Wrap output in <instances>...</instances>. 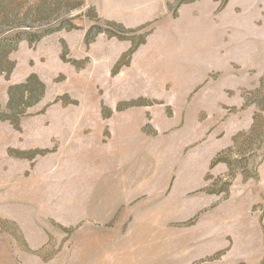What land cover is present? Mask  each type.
I'll return each instance as SVG.
<instances>
[{
	"label": "rangeland",
	"instance_id": "374dc122",
	"mask_svg": "<svg viewBox=\"0 0 264 264\" xmlns=\"http://www.w3.org/2000/svg\"><path fill=\"white\" fill-rule=\"evenodd\" d=\"M57 2L0 53V264H264V0Z\"/></svg>",
	"mask_w": 264,
	"mask_h": 264
},
{
	"label": "trees",
	"instance_id": "16d2710c",
	"mask_svg": "<svg viewBox=\"0 0 264 264\" xmlns=\"http://www.w3.org/2000/svg\"><path fill=\"white\" fill-rule=\"evenodd\" d=\"M12 1L14 4V10L12 13H7V16L3 12L7 11L6 4ZM24 1L30 0H0V38L3 37L7 32L17 30V33L12 38H4L0 40V53L3 54L7 50H15L18 42L25 36L23 32L20 31L23 27L31 28V14L30 12L22 13V9L24 8ZM34 5L31 9L35 12L36 17L39 19V25H47V23H51L52 20L57 19L60 15L55 16L56 10L59 7V2L57 0H31ZM197 0H181V4H190ZM222 2L221 8L227 3L228 0H218ZM38 6V8H36ZM55 16V17H54ZM42 17V18H41ZM38 38V37H37ZM0 54V57H1ZM31 82V81H30ZM16 89L23 90V96L27 95L29 92V83L26 86L18 87ZM15 88L11 89L9 92L10 98L12 97V93ZM39 100V98H37Z\"/></svg>",
	"mask_w": 264,
	"mask_h": 264
}]
</instances>
